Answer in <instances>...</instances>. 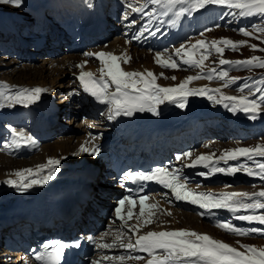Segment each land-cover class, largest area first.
Here are the masks:
<instances>
[{"label": "snow or ice", "instance_id": "snow-or-ice-1", "mask_svg": "<svg viewBox=\"0 0 264 264\" xmlns=\"http://www.w3.org/2000/svg\"><path fill=\"white\" fill-rule=\"evenodd\" d=\"M24 0H0V5H10L13 7L23 6ZM148 4H165L167 8L171 9L177 4L183 5L187 3L189 7H181V10L176 13L177 16L182 15L184 12H191L198 9H203L208 5H222L232 9L238 10V15L244 16H264V0H147ZM132 8V5H128ZM145 4L143 7L133 8V11L141 12L144 15L150 13L144 12ZM167 15V12L163 13ZM127 19V16H125ZM135 24L136 21L130 22ZM146 30V29H145ZM159 29H157L158 31ZM246 36H251L252 33L247 32L245 29H239ZM261 33H264V27L258 29ZM155 34V33H151ZM245 41H232L228 38H221L219 41H213L212 47L215 48L217 53L222 54L224 49L218 47V44L230 46L233 50L239 45L245 44ZM204 41H197V45L201 48L204 47ZM195 49L196 45L192 46ZM255 49L257 46L252 45ZM181 48L176 49V55H182ZM85 56H95L100 59L103 67L101 69V75L97 78L94 73L90 71H81L79 80L83 91L89 93L96 101L109 105L108 119L112 120L119 116L131 117L136 112H150L154 115H159V106L166 101L176 102L180 101L179 107H185V100L188 96H206L207 99L214 100L216 104H223L225 108H229L230 111L236 113L242 111L248 118L255 120L264 112V88L257 89L261 95L256 98L255 94L249 90V95L240 96H226L220 88L208 89L206 87L201 88H188L187 85L192 80L204 78L202 75L186 77L180 84L174 87H162L157 81V76L150 70L140 71H125L121 67V62H130V57L123 55L117 56L112 52H86ZM187 58L184 59L185 64L200 66L207 58L206 55H201L199 59L194 58V53L186 52ZM183 58V57H182ZM84 63H87L85 61ZM156 63L163 67L177 68L178 65L175 61L164 59L161 53L156 54ZM221 65L235 64L238 66H259L264 67V60L260 57H250L243 61H227L221 59L219 61ZM83 64L78 67L83 68ZM215 70H210L214 72ZM161 76L163 73L160 74ZM227 77V72H221L219 78L223 79ZM207 79H213V76L209 74ZM175 79V77H172ZM235 78L229 80V83H233ZM114 86V89L113 87ZM228 85L225 84L224 87ZM10 86L3 84L0 85V96H3L6 101L14 104L28 105L34 103L40 99V94L47 91L40 87L34 88H20L18 91L12 94H6ZM14 87V86H13ZM248 87V85H244ZM243 91V88L241 89ZM219 93V97L214 98L211 93ZM73 93H69L72 95ZM228 101L229 103H225ZM12 132L18 138H22L21 134L16 129H12ZM80 152L89 153L93 156L100 154L99 146L93 145L92 148L81 145ZM184 156H190V153H184ZM264 156V145H257L254 148H236L226 150L220 159H237L238 156H246L248 159H252L254 156ZM182 157L178 156L177 159ZM210 156L200 155L196 158L194 163H203L208 161ZM60 164L59 159L49 158L47 163L37 166L36 172L41 173L47 169V173L40 178H31L25 181V174H32V169L17 170L14 175L19 177L20 180L8 179L7 184L16 187L20 192L27 191L34 185H43L52 180L56 176L58 169L55 167ZM214 172H224L227 174H235L237 171H245L248 175H259L264 179V163L258 164V171H253L247 166H237L229 168H215ZM201 175H206L201 173ZM125 179L140 180V181H156L164 187L171 190L177 200L188 201L192 204L199 205L203 209H226L230 212L237 213L244 210L247 213L245 215H238L236 218L239 220H245L249 223L257 222L264 225V214H256L257 210H264V190L259 193H235L226 192L220 194L212 193H198L191 191L187 188L186 182H182L177 175V170L173 169L169 171L165 167H157L148 172H128L124 174ZM149 198L147 196H141L139 198V213L140 216H145V210L148 209L147 219L145 224L152 223L151 217L154 215L153 209H156V204H146ZM251 201V202H246ZM127 203L129 206L127 209V218L131 219L133 216L132 206L136 204V201L131 197H124L118 202L116 208V216L120 220H124L125 216L122 215L121 208ZM203 215V213H201ZM132 231L138 232L139 225L129 226ZM217 227L240 236L250 235L255 232H264V229H243L233 225L230 222H220ZM117 241H120V236L117 235L112 244L104 243L102 245L97 244V247L110 248L113 247ZM54 247L55 260L46 259L45 253L37 252L35 255L36 260L42 261L43 264H59V259L64 253V250L70 247H80V243H61L58 241H48L44 247ZM121 247H125L129 250H139L148 254L146 264H264V247H257L255 245L243 244L240 247L243 250L233 247L232 245L215 239L209 234L199 233L190 229H175L166 231H149L143 235H137L135 243L129 241L127 244L120 242ZM135 260L143 259L137 255L132 257ZM108 259V257H104ZM117 259L123 261L124 257H118ZM92 264H99L98 261H93Z\"/></svg>", "mask_w": 264, "mask_h": 264}, {"label": "bare ground", "instance_id": "bare-ground-1", "mask_svg": "<svg viewBox=\"0 0 264 264\" xmlns=\"http://www.w3.org/2000/svg\"><path fill=\"white\" fill-rule=\"evenodd\" d=\"M0 6H2L5 9L13 10V9H11L13 6H10V5H0ZM154 6L155 7H154L153 15H158L160 18H163V19L168 18L167 15L163 14L165 12H167L169 14H174L175 18H177L178 16H176V13L181 10V7H185V8L189 7V5L187 3H185L183 5L177 4L175 7L171 8V9L167 8L166 5L163 3H161L159 6L154 4ZM213 6L214 5H210V7H209V5L207 6L210 12L211 11L213 12L215 9L218 8V6H222V5H217L215 7H213ZM201 10L202 9H198V14H196V16H194V18H193L194 21H192L193 26H194L193 33H195V34H198V32L201 29V26L204 23V19L201 18V15H200L202 12ZM192 12L193 11H191L190 13H192ZM187 13H189V12H187ZM172 28L175 32L174 34H176V32H177L176 26H172ZM223 31L224 30L219 29V30L213 32L212 36L215 33L221 34V32H223ZM208 39H210V38L208 37ZM214 39H216V37H214ZM71 57H73V56L68 55L66 57H61V58H58L55 60L47 61V63H42L44 66H41L42 65L41 64L40 66H37V65L36 66H24L23 68H17V69L14 67V66H16L17 62H15V63L8 62L7 63L8 67L13 68V69H11L10 72H8V74L10 75L8 77H9V79L12 80V82H15L17 84L31 85V84H35V83H41L44 85L49 84L50 86H54V87H62L64 85L63 82H60V84H58V81H59V79L62 81L63 76L65 78L69 74L70 66H71V63H70ZM12 60H14V59H12ZM54 62H57L58 65L56 64L57 66L52 69V72L55 71L54 76L51 75L54 78L53 79L54 81L52 83H50L48 81V76L44 75L43 71H44V68H47L48 71H50L49 66H51L50 64H52ZM140 62L145 63L144 66L150 67L148 65L151 64V58L149 55H146L145 57H143V59H141ZM140 62L136 61L134 63V65L140 66ZM39 68H40V71H39ZM190 68L195 70V69H198V66H193ZM1 69H3V68H1ZM184 69H185V67L183 64L178 70H184ZM151 70L153 71L154 74H157L158 72L164 73L160 70L153 69V68ZM170 71H171V79L168 81V80H166L165 76L163 78H159V82H158L159 85H161L162 81H167V83L169 84L168 87H174L183 81V80L179 81L178 78H180L185 73H183L182 71H177L176 69L170 70ZM3 73H4V78L6 79V77H5V76H7L6 72L4 71ZM209 74L212 75L211 72H204L203 74H200L204 78L190 81L189 84L187 85V87L188 88L206 87L208 89H214V88L210 87L209 84H211V85L215 84V85H218L220 87V90L224 95L236 96L235 94H230L229 92L224 91V88H223L224 85L213 82L212 79L211 80L207 79L206 77ZM13 75L17 79L16 81H14L15 80L14 77L12 79L11 76H13ZM172 77H175V79H172ZM24 78L28 79L27 82H23V81H25ZM211 94L214 96V98H217L220 95L219 93H214V92ZM42 99L43 98H41V96H40V99L38 101L31 103V104L37 105L40 103V101H42ZM0 101H2L1 98H0ZM184 102H185V107L181 108V109H189L191 112H193L194 116L202 114L203 111H205V110H212L213 112L217 111L218 113L223 114V115H232L237 120H245L247 125H250V126H253V123L262 117H263V121H261V123L262 122L264 123V112H261L260 115L257 117V119L252 120V119L248 118V116H246L242 111H238L236 113H233L232 111H230L229 108H225L223 106V104H216L214 102V100L210 101L209 99H207L206 96H199V95L188 96ZM179 103H180L179 100L174 102V104H178V105H179ZM225 103H229V102L225 101ZM45 105H49V104H45ZM81 131H82V129H81ZM84 135H81V136H84ZM13 143H14V146L16 147L17 153H23L21 151V149L18 147V143H17L16 139H13ZM75 147H76V143H74L72 138H67V139H64L62 141H58V143H56V145L54 144L53 146H45L44 147L45 149L41 152L40 155L36 156L33 160L28 161L26 163H24L25 161H23V160H21V161H23V163H22L20 161H16V159H13V158H10V157H7L5 155L0 154V188H2V187L6 188V189L4 188L5 190L4 189L0 190V214H5V216H6L7 214L12 213L13 209H15L16 206H22L26 201H28L30 193L32 191H34L38 186H40V185H34L32 188L28 189L27 191L20 192L16 187H13V186L7 184L6 181L10 178L14 179V180H20L19 177H16L14 175V173L17 171V170H15L16 168L25 169L27 166H29L26 169H32L33 170L32 174H27V173L25 174V181H27L33 177L40 178L41 176H43L47 173V169H45L41 173H37L36 169H37L38 165L47 163L49 158H55V157L59 156L60 158L63 159V157L60 156L59 154L60 153L61 154H65V153L70 154L72 151H74ZM58 150L61 152H59ZM77 158L90 159L86 156L85 152H81L80 154H78ZM69 160H70V157L68 159L65 158L64 163L69 161ZM61 165L56 167L58 169V171L56 172V176L52 180L48 181L50 184L55 183L58 179V176L61 175V173L63 172ZM14 166H18V167H14ZM259 192L260 191H258V193ZM175 213H176V215H178L179 209L176 210ZM237 213H234L236 217H237V215H236ZM4 217H2L1 223H2ZM177 217L178 218L182 217V222H181L182 224L181 225H185V226L191 228L190 230H195L199 233L209 234L213 238L224 241V242H226V240H228L226 243H228L234 237L240 238L239 235H234V234L229 236V237H226V235H225L226 238L218 235L220 233L217 232L215 228L206 227L203 223H201L198 220L196 215H194L190 211H183V213L179 214L178 216H175V214H174V216H173L174 223H178V221H180L179 219H177ZM210 233H212V234H210ZM222 234H224V233H222ZM220 237H222V238H220ZM248 238L253 240V241H259V240H256V239H259V237H257V236H250ZM248 238L244 237L245 241H247ZM261 240H263V241H261ZM260 241H261V243H258L257 247H264V236H262L260 238ZM228 244H230V243H228ZM230 245H232L233 247H237L240 250H243L240 247V243H232ZM7 252L8 251H6V253Z\"/></svg>", "mask_w": 264, "mask_h": 264}, {"label": "rangeland", "instance_id": "rangeland-1", "mask_svg": "<svg viewBox=\"0 0 264 264\" xmlns=\"http://www.w3.org/2000/svg\"><path fill=\"white\" fill-rule=\"evenodd\" d=\"M217 5H214L213 7H215ZM212 15L208 16L211 18H213L214 20V27H215V31H217L218 29H222L224 30L223 32H221V34H213L212 36V41L209 40L206 37H202L199 40L194 39L196 42L197 41H204V47L201 48L199 46V51H198V57L200 58L201 55H206L209 61V64H205L203 66L204 69L206 70H215L214 73L218 75L217 78H214L215 82H222L227 84L228 86L226 87V90H229L231 92H240V95H245L248 96L249 95V90L251 89L252 93L255 94L256 98H259V96L261 95V93H259L257 91V89L260 88H264V78L258 79V75H255L256 73L252 71V73H250V71L243 66V68L240 71V74H235L237 73L236 70H240V66H238V68L236 70H232V65L235 64H224L221 65L219 63V61L221 59L227 60V61H243L246 60L250 57H260L261 59H263L262 57L264 56V33H261L260 31H258L259 28H261V24H256L255 20L252 19L251 17H241L239 16L238 10L236 9H232L229 8L227 6H218V8L215 11H211L210 12ZM208 25L209 23H205V25ZM245 29L247 32L252 33L251 36H246L244 35L242 32L239 31V29ZM212 34V33H211ZM192 36V34L190 35ZM214 37H216V39H214ZM194 38V37H193ZM221 38H228L234 42L236 41H245L246 43L243 45H239L237 46V48L235 50H233L230 46H226L223 44H218V47H222L224 49L223 53H217L215 51V48L212 47V42L213 41H219ZM252 45H256L257 47L254 49L252 47ZM209 53V54H208ZM66 57V56H64ZM207 58L205 60H207ZM2 58H0V65H2L5 61L1 60ZM8 62H13L15 63V60H8ZM6 62V63H8ZM42 63H47V59H42L38 62L37 66H40ZM57 63L54 62L52 64H50L51 66H49L50 71H48L47 68H44V75L48 76V81L50 83H52L54 80V78L52 76H54V72H52V69L54 67H56ZM26 66H33V65H26ZM36 66V65H34ZM41 66H44L43 64ZM237 66V65H236ZM16 68V66H14ZM23 68V67H21ZM261 70L264 67H260ZM13 69V68H11ZM17 69V68H16ZM3 69L0 70V84L4 81V73L2 71ZM9 71L10 70H6ZM5 71V72H6ZM40 71V68H39ZM201 70H197V72H200ZM50 72V73H49ZM196 72V73H197ZM221 72H227V77L221 79L219 78V74ZM2 73V74H1ZM52 73V74H51ZM190 73L187 72L184 74V76L189 75ZM192 74V72H191ZM241 74H245V76L240 77L239 75ZM6 79L10 80L12 82L11 79H9L8 76H10L8 74V72H6ZM52 75V76H51ZM183 76V77H184ZM8 77V78H7ZM12 79L14 77L11 76ZM64 77V76H63ZM182 78V77H181ZM232 78H235V81L233 83H229V80H231ZM14 81H16L17 79L14 77ZM19 80V79H18ZM25 81L23 82H27V78H24ZM58 84H60V82L58 81ZM244 85H248V87H244ZM210 87L216 89V88H220L218 85H211L209 84ZM243 88V91H241V89ZM240 134L242 136V142L243 144H245L244 146L246 148H254L257 145H264V128H259L258 131L255 130H251L246 131L244 129H240ZM0 138H3L4 141V145L6 144V140L4 138L3 135H1ZM63 139L58 138V139H54L51 142L47 143L44 145L45 146H53L54 144L56 145V143H58V141H62ZM1 147V145H0ZM4 150V147L0 148V152ZM59 151V150H58ZM1 155H3V153H0ZM18 161V160H16ZM21 162V161H20ZM27 162V161H26ZM24 162V163H26ZM250 162H254V170L258 171V164L259 163H264V156H254ZM23 163V162H22ZM243 165V164H242ZM253 165V164H252ZM14 167H18V166H14ZM261 183V186L264 187V180H259V181H254V182H249V181H245V180H240V183L238 184V187L240 189H244V190H260L261 187H258L257 185ZM256 214H264V210H259L257 211ZM181 222H182V217L178 218ZM245 228L248 229H252V228H257V229H264V225H261L257 222H254V224L250 225V223L244 224L243 225ZM208 228H211L209 226H206ZM220 236H223L224 238L225 235L224 234H218ZM255 235L257 237H259V241H253L251 239H248L247 241V245H255L257 246L258 243H261L260 238L264 235V232H255ZM232 242H239L241 244V240L239 239H234L231 240L230 243Z\"/></svg>", "mask_w": 264, "mask_h": 264}, {"label": "trees", "instance_id": "trees-1", "mask_svg": "<svg viewBox=\"0 0 264 264\" xmlns=\"http://www.w3.org/2000/svg\"><path fill=\"white\" fill-rule=\"evenodd\" d=\"M259 17H263V19H264V16H260V15H258Z\"/></svg>", "mask_w": 264, "mask_h": 264}]
</instances>
